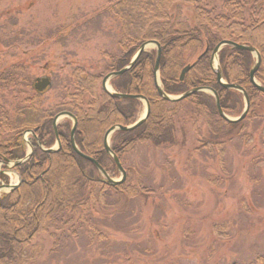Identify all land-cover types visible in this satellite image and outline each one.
I'll return each mask as SVG.
<instances>
[{
    "label": "trees",
    "instance_id": "16d2710c",
    "mask_svg": "<svg viewBox=\"0 0 264 264\" xmlns=\"http://www.w3.org/2000/svg\"><path fill=\"white\" fill-rule=\"evenodd\" d=\"M185 7L191 10L189 17L183 14ZM106 12L119 27L114 53L104 54L107 71L128 65L142 43L155 41L160 47L159 80L165 93L180 95L196 87L209 88L217 93L222 111L236 117L244 108L243 94L218 82L210 60L214 47L226 40L258 51L260 64L254 78L264 87V0H115ZM155 58L156 50L143 52L131 68L110 80L114 90L140 95L150 108L141 125L128 131L116 130L110 137L111 151L126 173L118 185L107 184L95 165L75 152L68 119L59 151L48 155L39 152L16 163L25 156L21 133L30 123L25 118L13 123L10 111L0 104V162H15L13 170L20 178L15 189L0 196V264H38L46 253V240L47 253L53 254L67 239L83 234L98 250L111 247L118 256H126L129 251L125 249L130 245L111 241L103 229L106 222L98 223L94 215L107 213L118 198H147L154 192L144 181L131 183L130 169L124 165L129 152L144 142L174 146L180 128L190 126L194 151L206 152L223 165L227 144L241 138L247 145L251 138L246 133L248 124L264 122V93L249 78L256 61L251 52L226 45L218 53L223 81L241 87L249 99L247 115L238 122L221 118L209 92H195L179 101L159 96L153 83ZM188 64L192 66L180 80V72ZM83 68L72 71L71 87L66 85L65 92L66 109L76 119L74 141L109 175H116V164L103 147L104 134L112 126L133 124L141 102L110 97L100 86L102 74ZM13 75L8 71L2 76L10 81ZM42 127L48 137L44 145L51 146L54 138L50 119ZM261 133L264 139V126ZM7 179L0 173V181ZM205 179L213 185L219 180L211 174ZM223 226L214 225V232L224 234ZM230 264H264V246L248 261Z\"/></svg>",
    "mask_w": 264,
    "mask_h": 264
},
{
    "label": "rangeland",
    "instance_id": "374dc122",
    "mask_svg": "<svg viewBox=\"0 0 264 264\" xmlns=\"http://www.w3.org/2000/svg\"><path fill=\"white\" fill-rule=\"evenodd\" d=\"M115 0H1L0 1V77L17 69L18 79L32 83L48 76L51 88L40 105L52 106L74 69L108 74L104 57L114 53L118 40L117 21L106 12ZM183 14L191 10L183 8ZM156 46L150 44L146 51ZM215 64V63H214ZM23 82L24 91L29 92ZM107 87L111 90L110 82ZM14 90L0 83V103L11 109ZM22 99V97L18 98ZM138 118L145 112L140 100ZM234 118L235 116H229ZM62 119H60L61 121ZM263 121L248 124L247 145L234 138L217 158L194 151L190 126L180 128L177 143L157 147L138 144L125 156L131 183L150 185L147 198H118L106 213L94 217L106 222L103 229L115 243H128L129 253L118 256L116 249L88 244L84 234L67 239L58 252L46 253L38 264H230L244 263L264 246V139ZM27 135H25V138ZM0 169L1 164H0ZM7 181L19 176L4 168ZM218 177L217 185L206 175ZM114 180L120 173L110 175ZM8 182V184H7ZM8 192L0 189V195ZM246 207H245V206ZM128 218V219H127ZM224 225V234L214 225ZM143 249V250H142Z\"/></svg>",
    "mask_w": 264,
    "mask_h": 264
},
{
    "label": "water",
    "instance_id": "95a60500",
    "mask_svg": "<svg viewBox=\"0 0 264 264\" xmlns=\"http://www.w3.org/2000/svg\"><path fill=\"white\" fill-rule=\"evenodd\" d=\"M150 44L155 45L156 46V50H157L156 51L155 63H154L153 83H154V86H155V88L157 90L158 95L161 96L163 99H165L167 101H179V100L185 99L186 97L190 96L191 94H193L195 92L208 91V92H210L213 95V97L215 99V106L217 108V111H218L219 115L225 121H228V122L241 121L246 116V114L248 112L249 99H248V96H247L246 92L241 87H239L236 84H226L225 82H223V80L221 78V69H220V66H219V62H218L217 56H218V52L220 51V49L223 46H226V45L231 46V47L236 48V49H239V50H247V51L251 52L252 54H254V56L256 58V61H255L254 65H253V67L250 69L249 78H250L251 82L259 89V91L264 93V87L260 86L254 79V74H255V72L258 69L259 64H260V55H259L258 51L255 48L251 47V46L241 45V44H237V43L232 42V41L224 40V41L219 42L214 47V49L212 50V53H211V63H212L213 69H214V71L216 73V77H217L218 82L220 84H222V86H224L226 88L235 89L237 91H240L243 94L244 109H243V111H242L240 116H238L236 118H231V117H229V116H227V115H225L223 113V111H222V109L220 107V104H219V98H218L217 93L215 91L209 89V88H203V87L192 88L191 90L186 91V92H184V93H182V94H180L178 96H171V95H168L167 93H165L163 91L161 85H160L159 74H158V72H159V60H160V47L154 41H146V42L142 43L127 66L123 67L119 71L111 72V73L105 75L103 77V79H102V88L105 91V93H107L109 96L114 97V98H139V99H141V100H143L145 102V112H144L143 116L140 117L135 123H133L131 125H128V126H118V125L112 126L104 134L103 147H104L106 153L109 154L112 157V159L114 160V162L116 164V167H117V169L120 172V178L119 179L114 180L113 178H111L106 173V171L93 158H91L89 155H86V154L82 153L76 147V145L74 143V140H73V133H74V130H75V127H76V121H75V118L72 115H70L69 113H65V115L71 117V119L73 120V126H72V129H71L70 135H71V144H72L75 152L78 155H80L81 157H83L84 159L89 160L91 163H93L95 165V167L98 169V171L100 172V174L105 179L106 183L109 184V185L121 184L124 181V179H125V171L123 170V168H122L117 156L110 149V146H109V136H110V134L112 132H114L115 130L128 131V130H131V129L141 125L145 121L147 116L149 115L150 108H149L148 102L142 96H140V95H130V94L118 93V92H115V91H111V90H109L107 88L106 82H107V80H109V78H111L113 76L121 75L123 72H125L129 68H131L133 66V64L136 62V60L138 59V57L140 56V54L145 52L147 46L150 45ZM191 66L192 65H186L185 67H183V69L180 72V80H183V77H184L185 73L191 68ZM48 84H49L48 79L47 78H43L41 80H38V83L36 84V86H37L38 90H42ZM58 147H59V143L57 141L56 147L47 149V152H55L58 149ZM28 157H29V155L26 156V158L24 160H26ZM23 161H20L19 163H21ZM18 184L19 183H16V184H13V185H5L4 187H6L8 189V191H10V190L15 189L18 186Z\"/></svg>",
    "mask_w": 264,
    "mask_h": 264
},
{
    "label": "flooded vegetation",
    "instance_id": "af4514ba",
    "mask_svg": "<svg viewBox=\"0 0 264 264\" xmlns=\"http://www.w3.org/2000/svg\"><path fill=\"white\" fill-rule=\"evenodd\" d=\"M9 72L14 74L12 80H5V78L1 76L0 83L8 84L11 86V88H15L13 94L14 102L11 106V109H8L10 111V114H12L11 119L13 120V123H16L18 119L25 118V120L28 121L27 123H30V127L24 129L21 133V139L25 144L24 153L28 154L29 156L40 153H44L47 155L50 153H54L47 152V149L54 146L57 141L59 143V147L56 151H59L61 148L60 138L62 134L63 125L67 119L70 120L72 123L71 118L65 115V113H69L74 117V115L66 109V82L65 84H63L59 92L58 100L52 106L45 107L40 105V102L42 101L44 93L47 92L52 86L51 79L48 76L35 78L32 83H29L27 82V80L25 81L24 79H18V68L16 70L11 69ZM43 78H47L49 84L46 85L44 89L38 90L36 84L38 83V80H41ZM23 82L26 83V86L28 85V93L24 91V86L21 85ZM69 86L70 82L67 83V87ZM68 91H70V88L68 89ZM20 97H22V99H18ZM68 99H70V97ZM69 101L71 102V99ZM3 107L5 106L3 105ZM49 119L54 141L51 146H46L44 145V141H46L48 137L44 135V131L46 128L44 129L42 127V123H44L45 121L48 122ZM60 119L62 120L60 121ZM25 135H27L26 138Z\"/></svg>",
    "mask_w": 264,
    "mask_h": 264
}]
</instances>
